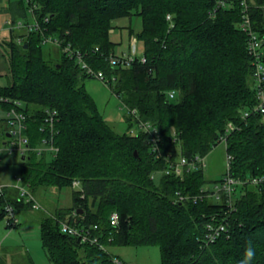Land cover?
I'll return each instance as SVG.
<instances>
[{"label":"trees","instance_id":"16d2710c","mask_svg":"<svg viewBox=\"0 0 264 264\" xmlns=\"http://www.w3.org/2000/svg\"><path fill=\"white\" fill-rule=\"evenodd\" d=\"M247 3L253 28L264 35V0ZM243 9L242 0H10L0 7L12 24L5 49L10 76L0 86V105L26 114L31 147L50 136L45 119L48 109L56 111L58 152L30 149L21 155L20 174L33 194L42 186L73 190L72 205L40 221L42 245L55 264H123L109 252L112 244H156L162 264H264V189L243 186L229 234L206 243L207 223L226 206L208 197L194 200L207 182L204 168L163 172L158 182L154 176L169 166L168 156L206 155L230 121L232 174L264 173V114L242 116L256 102L253 57L240 26ZM28 13L37 26L30 28L28 20L17 26ZM132 14L142 19L136 38L143 53L114 66L107 58L115 52L111 21ZM50 35L62 40L56 56L45 50L53 45L43 43ZM68 43L93 67L115 76L112 90L158 128L160 156L152 151L149 132L120 133L106 121L85 87L90 75L63 51ZM12 188L0 191V220L7 204L18 212L33 209ZM113 212L117 224L111 223ZM65 220L92 228L99 242L64 231ZM248 249L254 253L250 260Z\"/></svg>","mask_w":264,"mask_h":264},{"label":"rangeland","instance_id":"374dc122","mask_svg":"<svg viewBox=\"0 0 264 264\" xmlns=\"http://www.w3.org/2000/svg\"><path fill=\"white\" fill-rule=\"evenodd\" d=\"M9 1L0 0V7L5 9L8 7ZM8 15V12L0 11V86L6 85L10 76L9 62L5 54V49L8 48L6 41L10 38L12 26L8 21ZM21 19H23V23L26 20L30 23L35 22L31 13H28L27 19L25 17ZM141 28L142 19L138 14L120 16L111 21L110 39L114 42L115 55H142V41L136 39L137 48L135 52L133 50L134 38ZM50 49L54 56L59 54V49L55 44L45 46L47 52ZM84 82L87 91L95 99L104 118L116 131L133 134L144 131L139 123L133 118H129L127 104L112 90L109 84L95 76L86 77ZM7 120V111L0 105V182H17V177L21 173V155L17 152L10 154L5 149L4 142L8 140L5 136ZM204 172L207 179L205 185L209 187L225 176L227 150L223 142L213 145L206 154ZM162 173V170L155 172L154 176L157 182ZM12 189L16 190V188ZM35 194L40 207L19 211L20 221L17 225L9 226L7 218L0 220V264H55L48 258L42 245L40 221L44 215L54 212L56 208L72 205L73 190L71 187L42 186ZM107 248L111 254L119 257L123 264H162L161 250L156 244H112Z\"/></svg>","mask_w":264,"mask_h":264},{"label":"built area","instance_id":"2783aa9c","mask_svg":"<svg viewBox=\"0 0 264 264\" xmlns=\"http://www.w3.org/2000/svg\"><path fill=\"white\" fill-rule=\"evenodd\" d=\"M244 4L242 20L240 22L241 28L248 34V47L249 52L253 57L254 71V89L256 91V102L249 108L245 109L243 112V117L247 118L251 113H262L264 114V35H261L256 31L252 26L251 16L248 11L247 0H242ZM24 23L19 21L17 26H22ZM37 26V21L30 24V28ZM62 40L59 37L46 36L43 40L45 44H56L62 45ZM136 43V40L134 41ZM137 48V46H136ZM134 52L136 49H133ZM63 51L71 56L76 57L78 62L84 68V70L90 75L102 79L105 83L110 84L112 80L115 79V76L109 77L102 69H96L93 67L85 58V54L78 49L72 47L70 43L63 45ZM135 55L129 56H117L115 53H111L107 56L109 62L116 66L119 64H130L134 60ZM146 58L143 57V61ZM175 91L170 92V96L173 97ZM21 103V102H19ZM128 113L133 117V119L140 124L144 131L150 133V144L152 146V151H154L157 156L162 154L160 146L162 136L157 127H155L150 121H144L139 116V111L137 108L128 107ZM8 115V126L6 132L10 133V136H7V141L5 149L10 153H19V155L26 154L30 149L34 148L39 154H42L44 151L48 155H55L58 152V147L53 142V135L55 132L54 124L56 119V111L48 109V114L46 115V130L50 136H46L42 139L41 144L36 147H31L29 145V136L27 135L28 125L26 122V114L19 110L17 107H12L7 110ZM235 128V125L232 121L227 123L226 134L222 135L220 142H223L228 149V134L231 130ZM228 133V134H227ZM7 135V133H6ZM10 137V138H9ZM1 148V147H0ZM171 157V156H170ZM169 156L167 160L169 166L166 167L163 172L170 174L175 173L176 175H183L186 172H189L193 169H201L206 166V155L197 154L192 158H189L183 154H180L179 157L171 159ZM233 156L227 151V172L225 176L218 182L214 183L212 187L204 185L201 188L200 193L194 195V200L197 201L198 198L203 199L205 197L213 199L215 202L224 204L226 208H221L222 211L216 212L211 220L207 223V231L204 237L206 243L213 242L222 235H228L230 232V219L234 211L237 210V198L239 196V188L243 186L252 185L263 190L264 189V173H259L253 176L241 177L233 175L231 172V162ZM80 181L75 179L73 181L74 186H78ZM7 186L15 187L19 190L20 197L25 199V201L33 202V208H39L40 204L37 201V197L33 194L29 188L28 183L24 182L22 175L20 174L17 177V182L11 184L6 182H0V191ZM184 195L179 194V199L183 200ZM7 222L9 226H15L19 223L20 219L18 217V211L12 204L6 205V215ZM118 222V213L113 212L111 215V223L117 224ZM97 228V225L94 226ZM62 229L64 231H69L71 233L77 234L81 237L83 241H90L92 243L99 242V236L93 233L92 228H78L68 221H62ZM103 248L107 246L100 243ZM118 261L117 258H115Z\"/></svg>","mask_w":264,"mask_h":264},{"label":"clouds","instance_id":"9594fccd","mask_svg":"<svg viewBox=\"0 0 264 264\" xmlns=\"http://www.w3.org/2000/svg\"><path fill=\"white\" fill-rule=\"evenodd\" d=\"M254 255L253 251L251 249H248L246 251V259L250 260L252 258V256Z\"/></svg>","mask_w":264,"mask_h":264},{"label":"water","instance_id":"95a60500","mask_svg":"<svg viewBox=\"0 0 264 264\" xmlns=\"http://www.w3.org/2000/svg\"><path fill=\"white\" fill-rule=\"evenodd\" d=\"M264 43V42H263ZM133 49H136V43L133 44ZM7 136H10V133L7 132ZM137 153V152H136Z\"/></svg>","mask_w":264,"mask_h":264},{"label":"crops","instance_id":"0c3cea01","mask_svg":"<svg viewBox=\"0 0 264 264\" xmlns=\"http://www.w3.org/2000/svg\"><path fill=\"white\" fill-rule=\"evenodd\" d=\"M137 38H134V41L136 40ZM10 181H6V183H9ZM11 183H13V181L12 182H10L9 184H11Z\"/></svg>","mask_w":264,"mask_h":264}]
</instances>
